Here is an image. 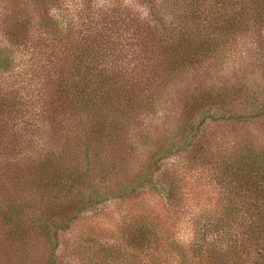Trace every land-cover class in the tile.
Listing matches in <instances>:
<instances>
[{
  "label": "trees",
  "instance_id": "16d2710c",
  "mask_svg": "<svg viewBox=\"0 0 264 264\" xmlns=\"http://www.w3.org/2000/svg\"><path fill=\"white\" fill-rule=\"evenodd\" d=\"M4 1L0 264L24 257L54 264L61 233L84 211L139 188L160 190L183 208L179 183L188 165L206 169L219 194L192 197V207L202 205L188 246L192 264H264V146L246 136L230 148L228 136L203 129L208 118L226 127L261 118L264 83L242 82L239 91L253 103L242 109H235L240 93L221 88L188 99L187 129L181 123L178 136L147 141L146 166L130 167L127 150L132 127L157 111L169 87L179 88L230 39L264 27V0ZM173 152L190 163L163 171ZM127 227L136 250L162 243L153 222Z\"/></svg>",
  "mask_w": 264,
  "mask_h": 264
},
{
  "label": "rangeland",
  "instance_id": "374dc122",
  "mask_svg": "<svg viewBox=\"0 0 264 264\" xmlns=\"http://www.w3.org/2000/svg\"><path fill=\"white\" fill-rule=\"evenodd\" d=\"M7 10L6 2L0 0V13L4 14ZM58 13L61 18L63 6L59 7ZM66 13L68 11L64 14ZM228 44L223 50L221 47L223 54L221 52L220 55H214L218 60L213 57L210 62L204 61L203 66L192 70L191 76L180 84L179 88L169 87L170 94L165 93L157 100V111L147 114L140 128L132 127L133 135H129L132 143L127 148L132 161L130 167L146 166L149 159V149L145 146L147 141L154 142L165 136H176L181 123H184V128L187 129L189 121L185 120V102L191 98L207 97L206 90L217 91L221 88L226 93L230 90L231 97L235 92L237 95L240 93L242 102L235 101V109L251 107V99H245L249 93L239 90L243 88L242 82L252 84L254 89L264 83V27L241 33L230 39ZM214 117L220 116L218 114ZM221 121L208 118L205 122L206 128L203 126V129L209 135L228 136L230 148L246 136L252 137L258 146H264V115L247 125L240 121L234 126L230 124L226 127ZM198 122L199 120L192 121V126ZM181 132L180 130L179 133ZM191 155L192 153L190 157ZM179 158L180 152H173L164 159L161 165L163 171L177 170L181 167L180 163H190L189 159H186L187 162H181ZM188 166L189 172L183 175L179 183L180 197L188 198L186 206L174 207L163 192L153 189L139 188L138 193L114 196L84 211L68 230L61 233L54 264H133L135 261L136 264H192V248L189 249L188 246L197 231L195 219L199 214L195 217L194 215L202 207L195 202L192 207V197L196 200L201 197V193L203 199H216L219 194L218 190L214 189L215 183L206 169L194 170L192 165ZM130 173L132 174L131 171ZM140 219L157 225L162 237L158 248L154 246L146 252L136 250L130 245L127 225ZM19 253L20 251L17 255ZM23 262L46 264L45 258L42 257H24Z\"/></svg>",
  "mask_w": 264,
  "mask_h": 264
}]
</instances>
